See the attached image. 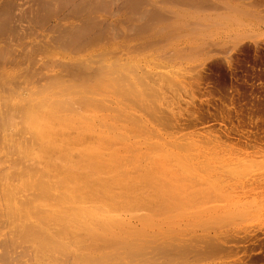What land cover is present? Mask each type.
<instances>
[{
  "label": "rangeland",
  "instance_id": "rangeland-1",
  "mask_svg": "<svg viewBox=\"0 0 264 264\" xmlns=\"http://www.w3.org/2000/svg\"><path fill=\"white\" fill-rule=\"evenodd\" d=\"M45 6L47 7L45 8ZM144 24H155L156 29L160 27L161 30L159 29V33L152 35L150 30L144 28V31L141 30L139 38L136 30L139 29V25ZM80 25L86 27L89 25L86 40L84 37L83 40L78 41L79 44H77L78 42L71 43L68 40L70 39L68 33H71L72 29L73 31L77 30ZM162 29H164L163 32ZM97 36H101L100 44H104L102 47L108 49L107 54L104 53L101 59L105 57L104 60L109 64L112 62L111 68L115 67L112 66L114 63L123 64L125 68L123 67L124 70L122 71L124 73H129L131 78L137 76L136 82L132 81L136 84L130 87L132 89L135 87L140 92H138L139 98L135 94L137 91H135L134 96L128 84L127 87L126 85L124 87H126L125 89L129 88L128 90L131 91L129 95L132 94L133 96L128 95L126 97L125 89L124 94L122 92L123 95L119 93L123 97L116 94L120 97L116 96L117 99L114 93L112 95L115 99L108 93L110 99L118 100L117 103L128 104L124 105V107H128H125L127 113L123 109L124 113L111 109L114 107L112 106L113 103L108 104L111 107H109L110 111H108V107H106L107 110L104 108L108 111V115L104 109L99 110H103V115H107V117L113 116L114 113L115 116L118 115L117 113H122L124 117L130 119L128 121L133 126L126 123L124 118L122 119L123 115H118L124 120L122 124L127 125L125 133L126 131L130 133L128 135L130 138L126 137L128 133H124L123 138L127 139L123 141L124 143L127 142L126 145H129L130 142L136 146L139 144L138 147L141 146V151H145V154L150 153V155L156 148L155 151H158V147L160 150L163 148V151L159 150L160 156H165L167 153L171 156L168 162L170 159L174 160L175 157L177 158L174 160L175 162L181 163L184 160L183 163H186L189 168L183 171L170 170L173 171L175 179L172 173L167 175L164 170V173L161 172L162 170L155 172L152 170L154 173L151 174H149L151 171L146 173V170H140L139 174V170H136L137 172L132 170L131 175L129 170H127L128 172L125 170L129 177L124 174L123 179L126 181L122 183L123 179H121V183L119 181L118 184H123L122 186L126 188L127 184L130 186L131 183L139 180L137 181L139 184L134 183L136 184L134 185L135 188L132 189L134 186L127 187L135 193L129 191L130 193H126L127 198L125 197L128 202H136L133 196L139 197V207H137V202L135 205L138 209L132 204L129 206L130 203L128 205L126 200L127 206L131 210L127 206L125 207L131 213L118 211V207L121 210L125 205L122 202V205L116 206V210L114 209L111 214L117 217V212H120V216L129 219L132 212L135 214L138 212L143 217L148 216V218L159 223V228L164 230V233L157 232V252L155 251L154 254L152 249L147 251V253H152V255L147 254L151 257L150 264H264V112L262 111L264 109V0H44L43 2L42 0H0V80L1 76L7 78L10 81H8L7 87L12 88V90L17 89L14 91L17 94V92L28 88L36 89L40 88L38 87L40 85L45 86L54 77L60 76V80L65 77L64 80L66 81L80 76L81 72L83 75L80 77H90L97 71L100 55L98 57L96 54L101 49L98 47L91 48L86 43L89 38ZM61 38L64 40H60ZM105 40L108 41L105 42ZM69 54L77 55L79 59L77 57L75 59ZM67 55L70 59L67 58ZM68 59L70 62L72 61L71 64L74 63L76 66L74 64L72 65L75 67L70 66ZM83 60L87 66H90L87 67L84 64L86 69L90 68L87 70L88 72L82 67ZM79 62L82 64L79 65ZM47 63L50 65H48L49 68L46 67ZM131 64L134 67H130ZM126 66L128 67L126 68ZM77 67L82 68L85 72L80 71L82 69L79 68L78 70ZM129 70L131 71L129 72ZM118 76L121 79V75ZM141 81L145 86L146 84L148 86L143 87L140 84ZM142 87L144 91L141 90ZM118 98H124V100ZM76 106L79 108L78 105ZM120 106L124 108L122 105ZM95 110L93 109V113L96 112V116L91 111L88 112L89 114L86 113V110L85 116L87 119H92L91 117H97V115L99 118L102 117L98 123L97 119H100L93 117L96 119V121L93 120L94 125L99 126L105 116L100 114L102 111L97 114L98 109L95 108ZM82 112L84 113V110ZM82 112L80 111L79 114L81 115ZM128 113L129 115L126 116L125 114ZM90 114L91 117L88 118ZM118 116L113 117L118 122H122ZM135 117L140 118L137 121ZM82 119L79 117V122L85 121ZM16 120L19 119L16 117ZM85 122H82L81 125L93 124L88 120L87 124L84 125ZM138 123L140 124L138 125ZM57 125L54 126L61 131L63 126L58 128ZM81 125L79 126L82 127ZM125 125L122 126L125 127ZM72 126L71 128L74 127ZM97 126L95 127L96 132L99 130H97ZM65 127L63 128L65 131L70 128ZM103 129L105 130V128ZM75 130L74 132L62 131V133L64 132L63 134L67 137L69 132L72 133L71 136H75ZM224 130L228 132L229 136H226ZM152 131H155L156 134L152 135ZM105 133L106 135L109 134L108 132ZM65 136L61 138L63 142L67 141ZM135 137L137 140H134ZM71 138L68 137L69 140ZM161 138L163 141L160 140ZM0 139V148L3 149L4 146H7L10 137L5 140ZM120 139L121 137L113 142H119ZM164 141L170 142L166 145L167 143ZM84 142L85 145L90 140ZM157 142L162 147L158 146ZM180 144L182 148L177 149ZM148 145H151V147L149 146L150 152L146 151ZM182 145H185L184 148ZM92 151L91 153H94ZM156 153L158 152L152 154L154 163L157 162L155 158L159 157L154 155ZM171 154L175 157L173 158ZM7 160L8 158L0 155V177L8 169L6 168ZM150 160L147 162L150 163ZM200 160L202 162H198ZM132 162L133 164L136 163ZM133 164H128V168ZM195 170L198 174H195ZM199 170L203 171L199 172ZM111 171L112 177L116 175L117 170ZM184 171L190 173H181ZM232 171L239 172L234 173ZM120 172L123 175L122 170ZM120 172L118 170L117 176L114 177L120 178ZM236 174L241 175L237 176ZM136 175L139 178L141 175V178L137 179L138 176ZM186 176H189V179ZM179 177L184 178L185 182L183 179L181 182L185 184L180 183L179 185ZM190 177L196 178L197 183ZM94 178L97 179L96 176ZM127 178L131 179L132 182L129 183ZM202 180L204 185L200 186ZM207 180L212 185L208 184ZM185 185L188 186L186 188L188 190H184ZM111 186L113 187L114 184ZM137 186L143 189L138 187V190L136 189ZM154 186L158 187L155 189L157 193L154 192L156 196H153L154 190L151 188ZM192 186L205 188L208 191L205 194L201 192L191 194V189H194L191 188ZM213 187L216 189L211 191ZM119 189L117 186L116 189L114 188L116 190L114 195ZM111 191H109V195ZM121 191L123 190L120 189L118 192L123 197ZM185 191H188L189 194ZM148 192H151L152 196L151 199H148L149 203H145ZM109 195L106 198L104 194V197L101 198L103 204L106 199V201L112 200L113 203L122 199L120 196L114 198L113 194L110 197ZM143 198L144 200L146 198L144 206L142 204ZM93 202L91 205L94 206L102 204H93ZM116 205L119 203L117 202ZM239 206L242 207L243 211ZM244 206L245 208H243ZM236 207L237 209H235ZM126 208L124 209L127 211ZM227 209L228 211L233 210L234 214L229 212L230 215H225V212H228ZM218 210H220L219 213ZM113 212H116L117 215ZM241 213L242 216H240ZM140 214H136V216L139 217ZM132 215L131 217L135 218L134 214ZM5 222V219L0 220V264H3L2 262L8 258L4 264H46V261L44 263V260L40 259L37 249L29 244L20 245L16 241V247L13 245L14 248H12L13 246L9 245L15 238L11 237L12 235L8 231L11 227ZM137 223L134 222V224ZM6 225L10 228H7ZM76 232L78 233L77 229ZM61 258V262L55 261L52 264H76L72 253H65Z\"/></svg>",
  "mask_w": 264,
  "mask_h": 264
},
{
  "label": "bare ground",
  "instance_id": "bare-ground-1",
  "mask_svg": "<svg viewBox=\"0 0 264 264\" xmlns=\"http://www.w3.org/2000/svg\"><path fill=\"white\" fill-rule=\"evenodd\" d=\"M43 1L44 0H42V2ZM43 6H44V4H43ZM46 7L47 6H45V8ZM89 11L91 12V10H89ZM80 26H79L80 29L78 27L77 30L73 31V29H72L71 33H68V34H70V36L68 37L70 39H68L66 37H65V39H68L69 41H71V43L72 42L77 43L78 41L83 40L84 37L86 40V36H87L86 34H88L87 31L89 29L88 28L89 25L87 27L85 25H80ZM139 26H140L139 29L136 30L137 31L136 33L138 36H139L141 30H143L144 28H146L147 30H150L149 32L152 35L159 33L161 30L160 27L158 29H156L155 24H152V25L151 24H148V25L144 24L142 26L141 25H139ZM74 28L76 29V27H74ZM163 28H165V27H163ZM163 30L164 29H162V32H163ZM150 33H149V36H151ZM68 34H67V36H68ZM62 35H63V33H62ZM63 36H65V34ZM58 37H57V39H58ZM100 37L101 36L91 37L87 40V43H86L87 46H90L91 48L98 47L101 49L100 52H98V54H96L97 56L100 55V57L98 56L100 58L99 59L100 61L98 60L99 64L97 66L98 68H96L97 71H95L92 76H90V74L88 73V75L90 77H84V76L80 77L83 75V72H81L82 74L80 76H77L73 79L72 78L67 79L68 81L64 80L65 77L63 78V80H60V76L56 77V78L54 77L55 79L50 77L52 80L49 81L50 83L48 82V84H45V86L40 85V86H38L40 88H36V89L28 88L29 90L25 89L24 91L17 92V94L14 93V91L17 89L12 90V88L9 89L7 87V83L9 81L7 78H4L3 76H1V80H0V138H3L5 140L6 138L10 137V139H8L7 146H4L5 148H3V149L0 148V155H2V157L5 156L6 158H8V160H7L8 165L6 167L8 169L5 171L3 170L4 172L2 171L3 173L0 177V220L5 219L8 226L10 225V227H11L10 228L6 225L7 228L11 229V230L8 229V231L10 232V235H12L11 237L15 238L9 243L10 246L14 245L16 247L17 242L20 245L29 244L30 246L37 249V251L39 252L38 255H39L40 259L42 258L44 260V263L46 261V264H47V262H49V264H52L55 261L61 262L62 261L61 257L65 253H72L74 256L76 264H150L151 257L147 256V254L152 255V253H147V251L149 249H152V252L154 251V254H155V251L157 252V250H158L157 249L158 245L156 242L157 232L164 233V230H161L159 228L160 225L158 222H156L154 219L148 218V216L143 217L142 214L139 213L141 216L137 217L136 214L139 215L138 212L136 214L134 212H132V214H134L135 218L137 217L136 219L134 217H131L132 214L129 216V219L123 218L122 216H120V214H119L120 212L121 213L122 212H125V213L129 212L128 211L129 207L127 206L128 200L126 199L127 198L126 193H130L129 191H131V190H130V188H127V187H130V186L132 187V186L136 185L134 183H137V181H139V180H136V182L131 183L130 186L126 182V184H127L126 185L127 187L125 186L126 188H124V186H122L123 184L120 185L118 183H119V181L121 183V181H122L121 179H123L125 175H126V177H129L127 170H129V173L132 170H135V171L139 170L138 171L139 174H140V170H146V173L151 171L149 174L154 173L156 170H160V171L162 170L161 172L164 173V171H166L167 175L169 173H172V176H173V171H170V170H175V171L176 170H178V171L182 170L183 171V170L189 169L187 167V164L183 163V162H185L184 160H183V162L181 161V163L175 162L174 160H177V158L175 156H173L172 154H171L172 157L173 158L175 157V159L174 160L170 159V161L168 162V160L171 156H169L167 153L165 155V154H163V152H161V153L165 156H160L159 155L160 154L159 147H158V151H155L157 148L155 150H153L154 153L158 152L154 155L159 156V157L155 156L158 159L155 158V160H157V162L155 161V163H154V161H153L154 158L152 155L153 152H151V155H150V153H148L149 154V156H148V154L144 153L145 151L144 152L141 151V148H140L141 146L138 147L139 146L138 143H137L138 146L133 145L131 142L129 143V145L125 144L127 142L124 143L123 140L127 139V138L126 139L123 138L125 136V134L128 133L126 135V137L130 138V136H128L130 134L129 131H126V133H125L127 125L122 124V123H124L123 122L124 120L126 123H130V121H128L130 119L128 117H124V114H122L125 112L126 108H128V107L125 106L126 107L125 108L124 105L126 103L123 102L124 104L123 103L119 104V103H117L118 100L114 101L113 99H110V97H108V95L111 94V96H113L112 94L114 93V95L116 97L117 95H119V93L122 94V92H123V94H124V89L127 87L128 84H129L128 85L129 87L130 86L132 87V85L134 86L136 84L132 81L136 82L135 78L137 76H135V78L132 77V78H134L132 80V78L129 77V75H128L129 73L126 74L122 71L125 68L123 64L114 63V65L112 64V66H115V67L111 68L110 64L112 62L109 64L106 60H104L105 57H103L104 59H101V56H104V53L107 54L106 51H108V49L106 50V48L102 47L104 44L103 43H101L102 45L100 44V42L102 40V39H100ZM105 37H107V36H105ZM62 38H64V37H62ZM62 38L60 40L63 41L64 39H62ZM139 38H140V36H139ZM106 41H108V40H105V42ZM54 43H56V42H54ZM77 44H79V42ZM70 56H74L75 59L77 57V55H70ZM67 58L70 59L69 56ZM77 58L79 59V57H77ZM88 58H90V57H88ZM69 59H68V61H69ZM84 61L85 60H83V62L81 61L83 63V64L81 63L83 69L85 68L84 66L86 65ZM92 61H95V60L92 59ZM71 62H70V64H71ZM86 62H88V61H86ZM72 64H74V63H72ZM72 64L70 66H74V65L76 66V64H74V65H72ZM81 64L79 62V65H81ZM46 65L45 66L48 67L49 64L47 63ZM77 65H78V63H77ZM132 66L134 67L133 64L130 65V67H132ZM79 67H77V69ZM127 67L128 66H126V68ZM65 69H67V68H65ZM79 69H82V68H79ZM83 69L80 71H84ZM88 69H90V68H88ZM88 69H86V71ZM80 71H78L79 74H80ZM121 71H122V73H120ZM130 71L131 70H129V72ZM78 72H76V73H78ZM68 73H70V72H68ZM117 74L121 75L120 76L121 79L119 78V76ZM36 75H37V73H36ZM85 76H87V74H85ZM116 76H118L119 80L116 79L117 78ZM129 81H130L131 85H130ZM140 84H142L143 87L148 86V84H146V86H145L142 83V81L140 82ZM125 85H126V87H124ZM131 87H130V90L132 89ZM143 87L141 89L142 91H144ZM128 89H125V95L127 94L126 97H128V95L130 94L129 92L132 91V94L134 95L135 91H137L135 89V87H133V89L131 91H129ZM148 89H149V87H148ZM145 90H146V88H145ZM159 91H160V89H159ZM138 92H139V90L135 93V94H137L136 97L140 93V92L139 93ZM153 92H154V89H153ZM131 95H129V96H131ZM119 96L123 97L121 95H119ZM119 96H117V97H119ZM117 97H116V99H117ZM126 97H124V98H126ZM113 98H114V96H113ZM124 98H121V99L124 100ZM132 98H135V97H132ZM138 98H139V96H138ZM121 99H119V100H121ZM135 100H137V99H135ZM142 100H144V99H142ZM192 100H193V98H192ZM133 102H134V100H133ZM109 103H113L112 106H114V107L111 108L108 105ZM131 103H132V101H131ZM139 103H140V101H139ZM76 105H78L79 108H76L77 107ZM120 105H122L124 108H122ZM126 105H128V104H126ZM106 107H108L107 108L108 111H110L111 109H115L116 111H119V112L121 111L122 112L121 114H119L117 112L116 113L118 115H121V116L123 115L122 119L124 118V120H122L121 117L119 118V116L117 115L118 119L122 120V122L120 121L121 123L118 122L117 119H115L117 116H115L114 110H112V112L114 113L113 116L115 118L113 116H110V115L107 117L108 111H106L107 110ZM95 108L98 109L97 114H99V111H102V112H100V114L103 117L105 116V119L103 118L104 120L102 121L103 123L100 122V124H99V126H102L103 128H105V130L103 128L101 129V127L99 128V126L96 125L97 130L99 129L98 132L95 131L96 126L94 125L95 123L93 122V120L96 121V119L93 118L96 116V112L93 113V109H94V111H96ZM99 109H104L106 111L107 115H103V110H99ZM122 109L124 110V112L122 111ZM129 109H130V106H129ZM79 110L81 112L84 110V113L82 112L84 117L82 116V114L81 115L79 114V112H80ZM85 110L86 111L90 110L93 113V115H95V116L92 115L93 117H91V114H90V116L88 115V118L91 117L92 119H90V118L87 119L86 118L87 116H85L86 115ZM90 111H87L86 113H88V112L90 113ZM132 111H134V110H132ZM262 111L264 112V109ZM126 113H127V110H126ZM125 115L126 116L129 115V113L125 114ZM16 117L19 119L18 121L17 120L15 121ZM79 117H80V119L81 118L85 119V121L87 120V122H88V120H90V123L93 122V124L91 123L93 125V127H92V125L87 126L88 125L87 122H85L83 119H82L83 121L79 122L80 121ZM97 117H98V115H97ZM97 117H95V118H97ZM191 117H192V115H191ZM139 118L138 117L136 118L137 121L139 120ZM99 119L100 120L97 119V123H98V121H101L102 117ZM142 120H140V121H142ZM82 122H85L83 124L84 125L87 124V125L82 126L81 125ZM57 123H58V125H57ZM59 123H60V125H59ZM73 123L78 125V126L81 125L82 127H85V128H82L80 126H79L80 127L79 128L76 125H74ZM53 124L54 125L56 124L58 126V128H59V126H63V127H61L62 130L61 131H60V129L58 130L57 127L54 126ZM121 124L125 125V127H123ZM130 124H131V126H133L132 123H130ZM139 124L140 123H138V125ZM145 124H146V121H145ZM190 124H192V123H190ZM64 125H66L68 127H65ZM138 125H136V126H138ZM71 126L74 129L71 128ZM64 127L65 128L70 127L68 129L70 132L71 131L74 132V130L77 127V129L75 130V133H74L76 135L71 136L70 134H72V133L69 132V135H68V133H66V135H68V137H72L69 140L68 137L65 136V134H63L64 132L62 133V131H65L63 129ZM122 127H123V129H122ZM146 127H144V128L146 129ZM70 129H72V130H70ZM84 129H85V131H88V132H85ZM68 130L66 129L65 132H67ZM102 130L105 132H108L109 134L106 135V133L103 132ZM78 131H79L80 135H79ZM148 131H150V130H148ZM133 132H134V130H133ZM152 132H153L152 135L156 134L155 131H152ZM224 132H225V130H224ZM225 133H226V136H229L228 132H225ZM229 133H230V131H229ZM149 134H150V132H149ZM60 135L65 136L64 138L65 139L67 138V141L68 140L69 141L63 142L61 140V138L63 136H60ZM76 136H77V138H75ZM120 137H121V139L119 140V142H116V141H115V143L113 142L114 140H117ZM149 137H151V136H149ZM73 138H75V139H73ZM129 138H128V140H129ZM133 138H134V135H133ZM133 138H132V140H133ZM163 139H165V138H163ZM89 140H90V142H89L90 144L88 143V144L84 145V143H85L84 141H89ZM134 140H137V138ZM134 140H133V142H134ZM160 140L163 141L162 138ZM121 141H123V142H121ZM164 142L167 143V141H164ZM33 143H35V144H33ZM168 143L166 145H168ZM171 143H170V147H171ZM175 143H177V142H175ZM92 144H93V146H92ZM157 145L162 147V145H159L158 142H157ZM32 146L35 149L31 148ZM149 146L151 147V145H148V148L146 150L147 152H150L151 148ZM184 146H183V148H184ZM172 147H174V146L172 145ZM175 147H176V144H175ZM177 147H178V145H177ZM96 148H97V150H96ZM181 148L182 147L180 144V147H178L177 149H181ZM92 150L94 151V153H91ZM143 150H145V149H143ZM183 151H185V150H183ZM167 156H169V157H167ZM130 157H132V159H130ZM146 159H148V160H146ZM150 159H152V160H150ZM142 160L144 162L145 161L149 162V160H150L151 162L150 163H148V162L142 163ZM132 161H134L136 163L133 164ZM198 162H202V161L200 160ZM4 163L6 164L5 161H4ZM131 163L133 164L132 166H130ZM128 164H130L129 168H128ZM109 170H110V172H109ZM111 170H115V171L117 170L116 175H114V176H117L118 170H119V172L122 170L123 175L121 172H120L121 174L119 173L122 178L121 177L117 178L114 176L112 177V175H111L112 171ZM123 170L124 171L126 170L127 172L125 171L126 172L125 173ZM152 170H154V172H152ZM115 171H114V173H115ZM200 171H203V170H199V172ZM143 172L145 173V171H143ZM232 172H234V171H232ZM236 172H239V171H236ZM236 172H234V173H236ZM0 173H1V171H0ZM131 173H130V175H131ZM181 173L187 174L190 172L184 171ZM192 174L195 175V174H198V172H196V170H195V174L194 173H192ZM239 175H241V174H239ZM239 175H237V176H239ZM95 176L97 177V179L94 178ZM136 176H138V175H136ZM132 177H133V174H132ZM186 177L188 178L189 176H186ZM140 178H141V175H140ZM140 178L138 176L137 179H140ZM173 178H174V176H173ZM199 178H198V180L200 182ZM131 179H134V178H131ZM131 179H128L127 181H129V183H130V182H132ZM182 179L184 180V178H182ZM182 179L180 178L179 185H180V183L185 184L184 183L185 180H184V182H181ZM190 179L195 180L196 178L194 179L193 177H190ZM149 180H150V178H149ZM196 180H195V182H196ZM124 181H126V180L123 179L122 183H124ZM202 182H204V181L203 180L201 181L200 186L204 185V183L202 184ZM191 183L194 185L193 182H191ZM113 184H114V186L112 187L111 185H113ZM137 184H139V183H137ZM148 184H149V182H148ZM208 184H211V182L209 183V181H208ZM116 186H117V189L120 188L121 190H123V191H121V193H123L121 195H123L124 198L122 196H120V194L118 192V191H120V189L117 190V194H116L117 196L114 195L116 192V190H114V188L116 189ZM196 186H197V184H196ZM135 187L136 186L132 187V189ZM138 187H140V186H137L136 189H138ZM154 187H151V188H153L152 190H154L153 196H156L155 193H157V192L155 191V189L158 187H155V188ZM177 187L179 188L178 184H177ZM187 187L188 186H186L184 190H188V189H186ZM208 187H206V188H208ZM151 188H150V191L152 192ZM191 188H194V189H191V194H194L195 192L196 193L201 192V193L205 194L208 191L207 189L200 188V187H193L192 186ZM97 189H98V191H97ZM139 189H143V188L140 187ZM148 189L149 188L147 186V191H148ZM214 189H216V188H214V187H213V189L211 188V191ZM209 190H210V188H209ZM109 191H111L110 195L113 194V196H115L114 198H118L120 196V197H122V199H125V200H122L121 198H119V199H121V201H120L119 199H117V200H119V201L116 200L119 203V205H116L117 202H115V199H114V202L116 204L113 203L112 200L106 201L107 200L106 199L105 203L103 204V200L101 198L104 197V194L107 198L109 195ZM125 191H127V192H125ZM141 191H143V190H141ZM147 191H146V193H147ZM157 191L160 192V190H157ZM131 192L135 193V191H131ZM138 192L141 193L140 191H138ZM151 192H148V195H146V196H148L147 200L145 198L146 201L144 200V198L142 199L143 200L142 201L143 206H144V201H145V203L146 202L149 203L148 199L149 198L151 199V196H152L150 194ZM185 192H187V194H189L188 191H185ZM100 193H103V194H100ZM118 194H119V196H118ZM125 194H126V196H125ZM169 194H166V195L169 196ZM110 195H109V197H110ZM142 196H144V195H142ZM158 196H160V195L158 194ZM96 197H98L97 198L98 201H97ZM133 197H134L133 198L134 201L136 200L137 204L140 203L139 197H137V196L136 197L133 196ZM94 199H95V201H94ZM137 199H139V201H137ZM155 199H153V200L156 201ZM99 200H101L102 202ZM126 200H127V202H126ZM129 200H131V199H129ZM92 202H93V204H95V203L96 204L102 203V204L98 205V206H96V205L94 206V205H91ZM122 202H123V204H125V205H123L124 206L123 209L126 208L125 206H127V208H128V209L126 208L127 211L125 209L124 210L121 209L123 211H121L119 209L120 207H118V206L122 205ZM132 202H128V205L130 203L129 206H131V204H132L133 207L136 208V206H137V205H135L136 202H133V203ZM116 206L118 207V211H120V212L116 211L118 213L117 217L114 216V214L113 215L111 214L112 211H114V209L116 210ZM140 206H142V205H140ZM133 207H131V208H133ZM137 207H139V204ZM239 208L241 209L242 207L239 206ZM243 208H245V206ZM136 209H138V208H136ZM228 209H227V211H228ZM231 209H233V208H231ZM235 209H237V207ZM129 210H131V209H129ZM220 210H218L217 212L219 213ZM132 211H133V209H132ZM235 211H237V210H235ZM241 211H243V209H241ZM116 212H113V213H115L117 215ZM229 212H232L234 214V212L232 210V211H228L227 213L225 212V215H227V214L230 215ZM125 213H123V214L126 215ZM129 213H131V211ZM237 213H238V211H237ZM242 213L240 216L243 215ZM235 214H236V212H235ZM236 215L238 216V214H236ZM215 216H217V215H215ZM218 216L220 217V215H218ZM120 217H122V218H120ZM133 220L135 223L136 222H138V223L134 224ZM76 229L78 230V233L76 232ZM79 230H80V232H79ZM72 231H74V232H72ZM14 246L12 248H14ZM6 251H7V249H6ZM159 251H160V249H159ZM14 257H13V259H14ZM1 258H2V255H1ZM5 259H6V257L4 258V260ZM8 259H6L5 261L4 260H2V261H4L6 263V261H8ZM4 262H2V263L4 264Z\"/></svg>",
  "mask_w": 264,
  "mask_h": 264
}]
</instances>
